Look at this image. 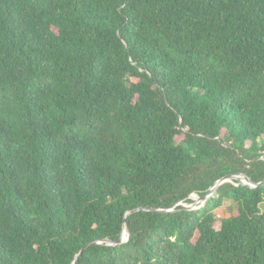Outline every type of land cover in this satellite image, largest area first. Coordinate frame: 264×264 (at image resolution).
<instances>
[{"label": "trees", "instance_id": "1", "mask_svg": "<svg viewBox=\"0 0 264 264\" xmlns=\"http://www.w3.org/2000/svg\"><path fill=\"white\" fill-rule=\"evenodd\" d=\"M263 181L264 0H0V264H264Z\"/></svg>", "mask_w": 264, "mask_h": 264}, {"label": "water", "instance_id": "2", "mask_svg": "<svg viewBox=\"0 0 264 264\" xmlns=\"http://www.w3.org/2000/svg\"><path fill=\"white\" fill-rule=\"evenodd\" d=\"M232 180H237L240 181L242 184L250 187V188H255L257 186H259V184L254 183L253 181H251L249 178H246L245 175L243 174H233V175H227L221 179H219L218 181H216V183L212 186V188L210 189V193L204 197H198L197 195H191L190 198L193 199V203L189 206H184L185 209L187 210H193V209H197L198 206H196V204L200 201L202 203H204L209 197H211L218 189V187L228 181H232ZM261 184H264V181L261 182ZM198 197V198H195ZM182 205V204H181ZM141 210L140 208L136 209L135 211H139ZM142 210H146V211H154V212H160V213H168V212H173V208L172 209H168V210H164V209H154V208H147V209H142ZM131 212H129L128 214H130ZM127 214V215H128ZM128 239V231L126 226H123V230H122V234L121 237L118 241L114 242V241H110V240H102V241H92L89 244H87L84 248L88 247V246H92V245H96V244H101V243H106L108 245H117V244H121L126 242ZM78 255L74 258V261L72 264H75V260L77 259Z\"/></svg>", "mask_w": 264, "mask_h": 264}, {"label": "rangeland", "instance_id": "3", "mask_svg": "<svg viewBox=\"0 0 264 264\" xmlns=\"http://www.w3.org/2000/svg\"><path fill=\"white\" fill-rule=\"evenodd\" d=\"M195 198H198V197H195ZM191 199H192V198H191ZM192 201H193V199H192ZM191 204H192V203H191ZM191 204H182V205H183V206H189V205H191ZM201 205H202V202H200V201L196 204V206H198V208H199ZM227 209H228V203L225 202V205L222 206V207L217 211V215H218V217L222 216V214H223ZM219 225H220V222H219V221L216 222V224H215V228L218 229V228H219Z\"/></svg>", "mask_w": 264, "mask_h": 264}]
</instances>
